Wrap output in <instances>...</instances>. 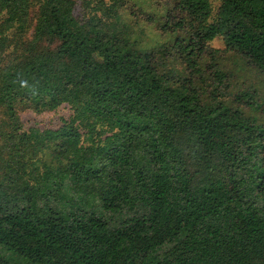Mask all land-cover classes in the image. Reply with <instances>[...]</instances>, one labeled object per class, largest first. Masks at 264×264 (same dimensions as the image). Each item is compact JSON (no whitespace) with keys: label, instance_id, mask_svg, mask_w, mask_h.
<instances>
[{"label":"trees","instance_id":"16d2710c","mask_svg":"<svg viewBox=\"0 0 264 264\" xmlns=\"http://www.w3.org/2000/svg\"><path fill=\"white\" fill-rule=\"evenodd\" d=\"M83 4L0 0V264H264V0Z\"/></svg>","mask_w":264,"mask_h":264},{"label":"rangeland","instance_id":"374dc122","mask_svg":"<svg viewBox=\"0 0 264 264\" xmlns=\"http://www.w3.org/2000/svg\"><path fill=\"white\" fill-rule=\"evenodd\" d=\"M87 0H77V10L76 15L81 19L83 16V2ZM214 13L222 0H209ZM34 11L30 16L21 23H15L13 26L4 31V36L0 40V67L16 57L19 52L22 43L31 39L34 29ZM5 13L0 12V24L5 19ZM210 46L217 49H224L225 43L223 38L218 37L214 39ZM73 111L69 106L63 105L59 109L53 112H47L42 114H37L32 111H25L21 114L23 125L25 130L30 128H57L61 125L63 120H69L72 118Z\"/></svg>","mask_w":264,"mask_h":264}]
</instances>
